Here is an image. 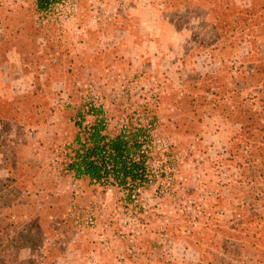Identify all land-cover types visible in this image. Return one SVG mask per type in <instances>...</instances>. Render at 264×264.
<instances>
[{
	"label": "rangeland",
	"instance_id": "obj_1",
	"mask_svg": "<svg viewBox=\"0 0 264 264\" xmlns=\"http://www.w3.org/2000/svg\"><path fill=\"white\" fill-rule=\"evenodd\" d=\"M87 103L137 197L66 170ZM0 264H264V0H0Z\"/></svg>",
	"mask_w": 264,
	"mask_h": 264
},
{
	"label": "trees",
	"instance_id": "obj_2",
	"mask_svg": "<svg viewBox=\"0 0 264 264\" xmlns=\"http://www.w3.org/2000/svg\"><path fill=\"white\" fill-rule=\"evenodd\" d=\"M62 1L36 0L40 11H47ZM103 114L101 107L97 108L92 103L85 105L84 113L76 123L80 131L69 147L66 170L78 180L88 179L91 184L101 187H117L126 192L129 199L135 198L152 182L149 153L152 149L153 122L144 123L137 118L124 124L119 133L111 135ZM89 118L93 119L91 124ZM248 156L244 160L247 167L257 169L258 162L249 149L245 154L238 155L242 159ZM251 178H256V175L244 179Z\"/></svg>",
	"mask_w": 264,
	"mask_h": 264
}]
</instances>
